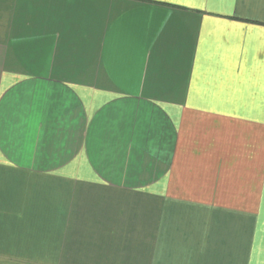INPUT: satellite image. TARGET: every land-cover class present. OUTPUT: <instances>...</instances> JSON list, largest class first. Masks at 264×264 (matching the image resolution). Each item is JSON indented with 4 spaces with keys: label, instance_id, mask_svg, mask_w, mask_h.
Masks as SVG:
<instances>
[{
    "label": "crops",
    "instance_id": "0c3cea01",
    "mask_svg": "<svg viewBox=\"0 0 264 264\" xmlns=\"http://www.w3.org/2000/svg\"><path fill=\"white\" fill-rule=\"evenodd\" d=\"M0 264H264V0H0Z\"/></svg>",
    "mask_w": 264,
    "mask_h": 264
}]
</instances>
